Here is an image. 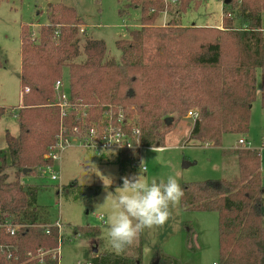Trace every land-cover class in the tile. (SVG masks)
<instances>
[{
	"label": "trees",
	"instance_id": "trees-1",
	"mask_svg": "<svg viewBox=\"0 0 264 264\" xmlns=\"http://www.w3.org/2000/svg\"><path fill=\"white\" fill-rule=\"evenodd\" d=\"M124 1L120 15L138 9L140 19L138 28L128 30V38L115 41L119 60L108 56L103 40L81 39L82 20L61 3L49 6L34 41L29 26L21 28L19 82L20 91L27 88L28 92L15 110L18 135L6 134V153L0 155L1 209L13 223L25 225L15 236L20 255L53 249L58 242L56 228L40 227L46 222L35 207V192L20 179L24 170L30 175L51 165L44 156L58 134L59 110L49 105L55 101L53 86L62 79L64 68L68 69L71 102L87 106L91 121L110 109L133 118L145 148L164 147L165 117L175 115V124L192 110L198 118L188 141L219 147L225 134L247 135L258 72L264 111V0H227L220 26L203 27L178 23L190 5H200V1ZM163 13L170 21L154 25ZM6 112L0 108V119ZM65 124L74 126V115ZM222 157L234 159L237 178L183 185L180 207L217 214L219 264H264L260 152L237 147L223 150ZM138 161L137 150L120 151L115 158L121 175L125 166L134 168ZM9 168L14 170L12 181L6 173ZM100 234L98 227L75 228L71 239ZM192 235L189 229L188 247ZM133 247L131 253L102 251L89 264H141V241ZM46 264L56 262L47 260Z\"/></svg>",
	"mask_w": 264,
	"mask_h": 264
},
{
	"label": "rangeland",
	"instance_id": "rangeland-1",
	"mask_svg": "<svg viewBox=\"0 0 264 264\" xmlns=\"http://www.w3.org/2000/svg\"><path fill=\"white\" fill-rule=\"evenodd\" d=\"M222 1L205 0L201 1L200 5H190L187 12L178 18V23L184 27L220 26ZM57 3L73 8L82 20V28L85 31L82 33L79 28L81 39L87 37L103 40L108 56L116 60H119L120 52L114 45L115 41L128 38V30L139 27L138 9L128 10L126 14L120 15L119 10L123 7L124 0H0V108L7 111L0 119V155L6 153V134L13 137L18 135L15 110L20 105L21 28L28 25L31 37L37 39L39 26L45 24L47 9ZM170 19L168 14L163 13L155 20L154 25L165 26ZM76 61H80V58ZM62 80L64 87L68 88L67 68L63 69ZM259 92L258 72L257 98L252 104L247 135L225 134L219 147L201 146L195 141H188L193 121L186 114L174 124L173 115L165 117L162 121L161 131L165 132L164 147H144L138 151L139 161L135 167L125 166L122 175L115 163L117 152L109 151L99 155L79 145H73L66 149L60 161L55 163V170L59 175L57 181L50 180L38 170L22 176L20 183L35 192V207L41 210L42 221L45 219L46 223L53 224L59 220L62 224L59 264H89L96 254L95 249L99 251L111 248L106 229L108 217L113 209L111 202L105 201V196L108 192L115 193L117 188L122 187L125 177L141 175L149 182L152 179L159 182L173 176L181 187L208 180L236 179L238 173L235 161L232 157L224 159L222 151L240 147L237 146V141L243 138L249 148L260 152L264 188V111L260 106ZM184 163L189 166L183 167ZM6 173L8 181H12L14 170L9 168ZM104 177L109 178L111 183ZM261 204L264 225V189ZM99 215L106 218L105 224L99 222ZM217 225L216 213L185 211L179 205L162 228L145 229L141 235H149L151 242L148 247H151L154 241L169 238L177 233L181 226H185V236L187 237L190 229L193 233L190 243L194 245L197 230L213 233L216 230L218 237ZM84 227H98L101 234L99 237L78 236L72 240L74 229ZM82 241L88 242V246L82 245ZM134 248L133 245L129 246L124 252L131 253ZM152 258L145 249L142 264H151ZM162 261L169 264L168 259L163 258Z\"/></svg>",
	"mask_w": 264,
	"mask_h": 264
},
{
	"label": "built area",
	"instance_id": "built-area-1",
	"mask_svg": "<svg viewBox=\"0 0 264 264\" xmlns=\"http://www.w3.org/2000/svg\"><path fill=\"white\" fill-rule=\"evenodd\" d=\"M205 1V0H196ZM223 3V1H222ZM85 29L80 27V32ZM31 40L35 38L32 36ZM55 101L52 105L59 110V130L55 142L49 147L45 159L51 161V165L39 169V173L47 175L50 180L59 179L55 170V163L60 161L63 152L73 145L91 150L99 155L104 152H120L143 149L140 143V131L133 118H126L122 112H113L112 109L105 111L97 120H90L88 108L85 105L73 103L69 98V88L64 87L63 80H57L53 86ZM28 92V89L20 91V98ZM74 115L75 125L67 128L66 118ZM187 116L194 122L198 118L195 110L189 111ZM237 146L249 148V144L243 138L237 141ZM161 149V148H160ZM144 171L145 168L143 167ZM101 224H105L102 215L97 216ZM24 224L13 223L5 217L0 206V264H46V261L59 262L62 224L59 220L53 224H43L40 227L47 230L54 227L58 233L57 246L53 249H37L35 252H27L20 255L15 236ZM9 241H6L8 240ZM79 264V263H77ZM212 264H219L218 262Z\"/></svg>",
	"mask_w": 264,
	"mask_h": 264
},
{
	"label": "clouds",
	"instance_id": "clouds-1",
	"mask_svg": "<svg viewBox=\"0 0 264 264\" xmlns=\"http://www.w3.org/2000/svg\"><path fill=\"white\" fill-rule=\"evenodd\" d=\"M104 179L111 183L109 178ZM183 197L184 190L173 176L159 182H149L141 175L123 178L122 187L105 196L113 209L106 229L112 250L120 253L132 246L145 229L162 228ZM81 243L88 246V242Z\"/></svg>",
	"mask_w": 264,
	"mask_h": 264
},
{
	"label": "crops",
	"instance_id": "crops-1",
	"mask_svg": "<svg viewBox=\"0 0 264 264\" xmlns=\"http://www.w3.org/2000/svg\"><path fill=\"white\" fill-rule=\"evenodd\" d=\"M263 19H264V14L262 16V29L264 30ZM184 227L185 226H181L179 228V231L175 233L174 235L170 236L169 238H166L164 240L154 241V245H152L151 247L150 246L148 247V244L151 242L149 235L148 234L147 235L145 234L144 236L141 235V239H138L133 244V246H135L139 242V240L141 241V246H142L141 264L143 261V255H144L145 249H147V254L149 255L151 254L153 257L152 258L153 262H151V264H166V262L162 261L163 258L166 260L168 259V261L169 259L175 260L179 264H212L215 262L219 263L218 261V237L216 234V230L214 231V233L212 231L205 232L203 230L202 231L197 230V232H195L196 233V237H195L196 244L194 245L191 244L190 245L191 249H190V247L186 245V236H185L186 232L184 230ZM102 251L117 253L113 251L112 248H107L105 250L100 249L99 251L97 250L95 252L96 254L94 257H96ZM93 258H91V260Z\"/></svg>",
	"mask_w": 264,
	"mask_h": 264
},
{
	"label": "water",
	"instance_id": "water-1",
	"mask_svg": "<svg viewBox=\"0 0 264 264\" xmlns=\"http://www.w3.org/2000/svg\"><path fill=\"white\" fill-rule=\"evenodd\" d=\"M226 1H227V0H223V3L226 2ZM187 166H189L188 163H184V164H183V167H187ZM26 173H27V171L24 170V171H23V174L25 175ZM90 192H91V194H92V191H90ZM86 195L89 196L88 193H86ZM94 251L96 252L97 250L95 249Z\"/></svg>",
	"mask_w": 264,
	"mask_h": 264
}]
</instances>
